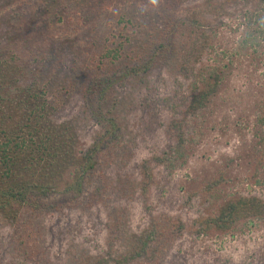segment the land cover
Segmentation results:
<instances>
[{"label": "rangeland", "instance_id": "374dc122", "mask_svg": "<svg viewBox=\"0 0 264 264\" xmlns=\"http://www.w3.org/2000/svg\"><path fill=\"white\" fill-rule=\"evenodd\" d=\"M132 1L112 2L99 10L95 22L100 36L107 34L108 41L114 38L127 49L135 51L139 47L141 50L170 21L174 35L167 39L168 46L161 53L160 61L164 63L166 59L172 63L173 57L187 56V38L177 32V25L202 15L204 22L208 20L204 27L212 46L197 66L203 73L215 68L224 75L217 93L207 107L188 116L189 78L174 63L155 72L149 84L130 79L116 87L117 106L113 112L116 118L111 121L116 127L122 125L124 134L114 150L96 153L90 161L94 174L90 180L92 186H87L79 195L74 208H50L41 219L30 218L24 230L29 238L22 237V229L0 223V264H85V255L99 253L107 247L106 229L116 233L107 224L117 220V216H112L116 210L114 201L125 208L119 216L123 220L122 229L116 238L118 248L125 250L131 234L136 235L152 218L166 215L187 220L212 215L221 204L240 195L256 193L264 197V151L260 136L253 134L259 127L254 124L256 107L264 101L263 34L247 48H238L244 28L239 3L234 0H230V5L235 11L222 19L217 17L216 2L205 6L202 0H149L151 5H156L150 7L144 2L133 4ZM14 2L0 0V49L8 47L20 53L24 42L22 35L16 38L15 28L24 20L15 14ZM33 11L38 12L36 8ZM119 18L123 21L117 23ZM62 32L55 30L54 37ZM63 39L66 40L64 34L55 44L59 52L56 55L42 43L45 54L40 64L48 73L49 81L62 84L69 92L67 104L54 112V118L74 125L79 137L76 148L79 155L102 128L87 111L90 109L93 113L97 102L92 103L81 94L84 71L78 72L76 68L66 71L78 60L72 41ZM32 44L41 43L33 41ZM147 52L148 49L142 59ZM52 63L58 64L59 71L51 69ZM123 74L124 69L118 71L117 79H122ZM74 78L77 80L68 86ZM198 78L201 77H195ZM104 104L111 106L108 101ZM175 121L181 123L182 130L172 134L169 128ZM258 131L264 138V127ZM180 132L183 141L177 139ZM161 156L166 159L164 162L152 160ZM103 175L106 179L103 186L110 191L102 198L103 203H89L85 196L101 185L99 177ZM152 177L156 181L145 200L141 195L143 181ZM71 197L55 194L49 201L64 203ZM23 214L22 219L26 220L28 215ZM30 237L34 239V251L28 254L19 251L20 244L26 245ZM164 251L156 256V264H264V219L236 223L225 233L186 235Z\"/></svg>", "mask_w": 264, "mask_h": 264}, {"label": "trees", "instance_id": "16d2710c", "mask_svg": "<svg viewBox=\"0 0 264 264\" xmlns=\"http://www.w3.org/2000/svg\"><path fill=\"white\" fill-rule=\"evenodd\" d=\"M14 1L15 14L19 15L20 20H24L22 25L16 26L15 35L16 38L22 35L24 46L20 45V53L8 47L0 49L3 50L0 51V223L6 227L22 229L23 233L20 232L23 234L22 237L29 238V233L24 230H27L30 218L39 220L47 215L50 208L54 210L74 208L79 195L87 190V186H92L90 180L94 174L90 161L96 153L107 152L117 147L119 137L124 134L123 126L116 127L111 121L116 118L113 115L117 106L114 94L118 86L130 79L149 84L150 77L155 72L174 63L187 73L189 78L191 90L187 101V115L190 116L207 107L217 93L224 75L215 68L203 73L201 67L197 66V63L207 56L212 46L204 27L208 20L204 22L202 15L188 19L186 24L181 21L177 25V32H181L182 37L187 38V56L173 57L172 63L165 59L162 63L160 55L167 49V39L174 35L170 21L167 25L163 24V32L152 38L148 47L144 45L140 47L144 51L139 47L135 51L127 49L123 47V42L115 41L114 38L108 41L107 34L100 36L95 22L98 20L95 16L99 14V10L112 2L125 0ZM142 2L150 7L156 6L151 5L149 0L132 1L133 4ZM214 2L217 4L216 11L220 15L217 17L220 19L235 11L230 5V0H202L205 6H211ZM234 2L239 3L244 28L238 48L244 49L249 44H254L256 37L264 36V0ZM33 8L38 12L33 11ZM121 21L123 18L116 19L117 23ZM55 30L63 32L54 37ZM63 34L66 37L63 41L69 42V39L76 47L78 60L65 70L71 72L76 68L78 72L84 71L81 78L83 79L81 94L85 99L89 97L92 103L97 102L93 113L90 109L86 110L90 113V118L98 122L102 128V132L92 144L79 155L76 151L79 137L74 125L61 123L54 118V112L62 110L67 104L69 92L62 84L49 81L48 73L40 64L41 56L45 54L42 43H46L47 48L54 50L55 55L59 54L55 44L60 41ZM33 41L41 44L35 46L32 44ZM147 49L146 58L142 59ZM155 63H159V66L156 67ZM51 69L59 71L58 64L52 63ZM121 69H124V76L117 79L118 71ZM198 76L201 78L196 80L195 77ZM76 80L77 78L72 79L68 86ZM107 101L111 104L110 107L105 106L104 103ZM260 103V106L256 107L254 118V124L259 127H256L253 134L260 136L263 152L264 138L258 128L264 127V101ZM180 130L181 123L176 121L169 128L172 134ZM177 139L183 141L181 132ZM152 160L159 163L166 159L161 156L153 157ZM99 179L101 185L95 186L89 195L87 193L85 196L89 203H103L102 198L110 191L103 186L105 176ZM155 181L156 178L153 177L143 181L145 187L141 190V195L145 200ZM55 194L72 197L64 203L53 204L49 199ZM113 207H116V210L112 216H117V220L107 224L116 233H109L106 229L107 247L99 253L85 255V264H156L157 255L164 254L165 248L186 235L198 236L210 231L225 233L236 223L264 219V197L256 193L240 195L221 204L212 215L196 216L187 220L181 216L175 219L166 215H163V218L159 217L160 219L152 218L136 232V235L131 234L129 246L121 250L117 246L116 238L122 229L123 220L119 216L125 208L122 204L118 206V202L115 201ZM23 213L28 215L26 220L22 219ZM127 230L131 233L129 229ZM30 239L26 245L20 244L19 251L27 254L34 251V239L32 237Z\"/></svg>", "mask_w": 264, "mask_h": 264}]
</instances>
